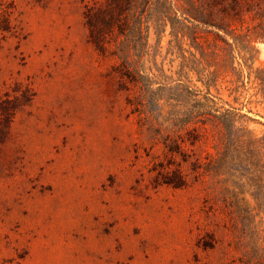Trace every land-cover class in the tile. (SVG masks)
<instances>
[{
  "label": "rangeland",
  "instance_id": "rangeland-1",
  "mask_svg": "<svg viewBox=\"0 0 264 264\" xmlns=\"http://www.w3.org/2000/svg\"><path fill=\"white\" fill-rule=\"evenodd\" d=\"M124 3L0 0V264H264V100L247 65L235 55L237 92L205 86L215 34H176L155 2L129 24ZM211 108L256 144L187 124Z\"/></svg>",
  "mask_w": 264,
  "mask_h": 264
},
{
  "label": "trees",
  "instance_id": "trees-1",
  "mask_svg": "<svg viewBox=\"0 0 264 264\" xmlns=\"http://www.w3.org/2000/svg\"><path fill=\"white\" fill-rule=\"evenodd\" d=\"M152 2L166 8L167 19L176 34L189 36L193 41H196L194 34L200 27L205 32L215 34L216 39L208 42L206 46H201L200 50L205 67H212L207 70L205 80L199 78L205 86L209 87L220 79L226 81L230 92H237L240 87V72L233 64L237 55L247 65L249 77H252L251 81L256 84V93L264 100V67L252 69L247 64L258 52L256 44L264 43V0H125L124 13L127 23L136 21L141 5L147 6ZM120 57L127 69L134 70L128 56L122 54ZM203 98L207 102L214 101L208 96ZM211 109L192 112L187 124L209 127L218 132L220 141L224 138L222 131L229 129L236 140L243 136L249 144H256L257 138L235 125L236 112L230 109L222 112Z\"/></svg>",
  "mask_w": 264,
  "mask_h": 264
}]
</instances>
